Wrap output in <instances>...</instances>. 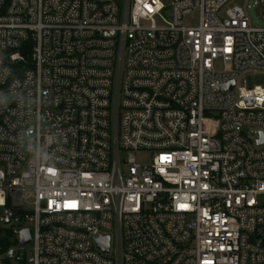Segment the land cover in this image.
Wrapping results in <instances>:
<instances>
[{"label":"built area","instance_id":"1","mask_svg":"<svg viewBox=\"0 0 264 264\" xmlns=\"http://www.w3.org/2000/svg\"><path fill=\"white\" fill-rule=\"evenodd\" d=\"M230 1L0 0V264H264V26Z\"/></svg>","mask_w":264,"mask_h":264},{"label":"rangeland","instance_id":"2","mask_svg":"<svg viewBox=\"0 0 264 264\" xmlns=\"http://www.w3.org/2000/svg\"><path fill=\"white\" fill-rule=\"evenodd\" d=\"M256 0H231L227 6L233 7V6H241V7H249L247 8V11L249 13V16L251 17V20L254 25L258 27H263L264 22L259 18V9L256 6L255 3ZM198 15H195L193 18H197ZM187 23H191L190 20L187 21ZM249 84H256V85H264V75L256 74L254 77L249 76L248 78ZM135 158L138 163L140 164H150L151 162V154L150 153H135ZM260 202L264 204V197L259 198ZM4 231L0 235V239H8L9 243L12 244V248L15 247V242L18 239V236L14 234V230L19 231L20 228L17 225L11 226V227H5L3 228ZM15 231V232H16ZM16 248V247H15ZM29 246L26 247V250L29 255ZM18 249V248H17ZM19 250V249H18ZM22 253V251H19ZM2 256H0V262H1ZM11 264H19L17 259L11 260Z\"/></svg>","mask_w":264,"mask_h":264},{"label":"water","instance_id":"3","mask_svg":"<svg viewBox=\"0 0 264 264\" xmlns=\"http://www.w3.org/2000/svg\"><path fill=\"white\" fill-rule=\"evenodd\" d=\"M228 87H233V84H230V86ZM260 144H263V141H261ZM19 234L21 235V243H20L21 246L28 244L30 242V236L27 230H24L20 232ZM101 247L105 251H108L109 250V239L101 240ZM14 254H15V251L11 250L9 253H7V255H5V259H12Z\"/></svg>","mask_w":264,"mask_h":264},{"label":"trees","instance_id":"4","mask_svg":"<svg viewBox=\"0 0 264 264\" xmlns=\"http://www.w3.org/2000/svg\"><path fill=\"white\" fill-rule=\"evenodd\" d=\"M0 247V254H4L12 247V244L9 243L8 239H0Z\"/></svg>","mask_w":264,"mask_h":264},{"label":"snow or ice","instance_id":"5","mask_svg":"<svg viewBox=\"0 0 264 264\" xmlns=\"http://www.w3.org/2000/svg\"><path fill=\"white\" fill-rule=\"evenodd\" d=\"M66 203H68L69 204V206H72V207H75L76 206V202H66Z\"/></svg>","mask_w":264,"mask_h":264}]
</instances>
